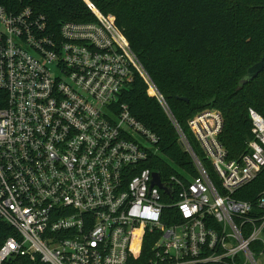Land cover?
I'll return each mask as SVG.
<instances>
[{"label": "built area", "instance_id": "obj_1", "mask_svg": "<svg viewBox=\"0 0 264 264\" xmlns=\"http://www.w3.org/2000/svg\"><path fill=\"white\" fill-rule=\"evenodd\" d=\"M32 1L0 0V219L15 232L0 264H134L146 235L144 264H264V189L236 195L264 170V116L249 108L253 137L232 158L222 112H198L188 124L200 156L111 17L83 0L95 20L55 26ZM137 75L197 169L159 173L171 193L145 166L159 137L121 102Z\"/></svg>", "mask_w": 264, "mask_h": 264}, {"label": "trees", "instance_id": "obj_2", "mask_svg": "<svg viewBox=\"0 0 264 264\" xmlns=\"http://www.w3.org/2000/svg\"><path fill=\"white\" fill-rule=\"evenodd\" d=\"M92 1L129 41L198 155L202 156V151L188 121L206 108H216L224 116L220 139L230 157L247 150V142L253 137L249 108L264 116V71L247 84H242L241 78L264 55V0ZM32 3L55 26L61 21L95 20L83 0ZM121 102L159 137L158 149L145 166L164 179L183 171L197 176L190 154L180 143L176 124L140 75L123 91ZM263 189L264 170L236 195L255 201ZM12 235L14 230L0 219V247ZM153 243L152 235H146L144 241L136 238L134 264H144ZM2 264L45 263L14 255Z\"/></svg>", "mask_w": 264, "mask_h": 264}, {"label": "water", "instance_id": "obj_3", "mask_svg": "<svg viewBox=\"0 0 264 264\" xmlns=\"http://www.w3.org/2000/svg\"><path fill=\"white\" fill-rule=\"evenodd\" d=\"M264 71V55L260 59V61L256 62L254 65H252L250 68H248L247 73L241 78L242 84H247L257 78L261 72ZM181 99L188 101L187 97H181ZM154 180L153 183H156L159 185L164 191L171 193L173 188L172 187H165L163 183L161 182V176L159 172L153 173Z\"/></svg>", "mask_w": 264, "mask_h": 264}, {"label": "rangeland", "instance_id": "obj_4", "mask_svg": "<svg viewBox=\"0 0 264 264\" xmlns=\"http://www.w3.org/2000/svg\"><path fill=\"white\" fill-rule=\"evenodd\" d=\"M212 177H213V179H214L215 181H216V180H217V181L219 180V177H218V175H217L216 173H215V174H213V176H212Z\"/></svg>", "mask_w": 264, "mask_h": 264}]
</instances>
